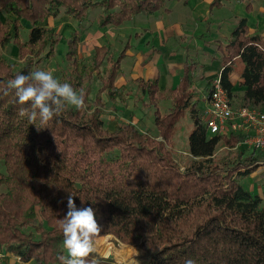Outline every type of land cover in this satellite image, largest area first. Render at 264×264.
<instances>
[{
	"label": "trees",
	"instance_id": "trees-1",
	"mask_svg": "<svg viewBox=\"0 0 264 264\" xmlns=\"http://www.w3.org/2000/svg\"><path fill=\"white\" fill-rule=\"evenodd\" d=\"M176 0H0V249L23 262L60 264L67 256L59 220L67 212V198L77 207H92L103 225L102 236L150 252L139 264H264V188L245 190L239 179L257 170L262 154L242 146L244 137L210 135L190 89L192 66L185 62L180 82L161 90L156 80H135L143 104L152 109V136L129 122L110 131L104 126V94L123 101L114 80L125 48L113 55L110 44L93 46L87 59L78 57L80 34L65 38L69 83L86 94V107L67 106L47 125L31 124L8 81L29 74L49 61L61 41L52 27L40 24L64 14L77 24L93 9L101 11L98 24L115 28L138 14L150 15ZM230 0H211L210 8ZM242 1V0H235ZM251 5L246 4V11ZM29 26L26 39L21 31ZM17 50V63L2 56L5 46ZM221 87L235 107L264 111V42L247 34L241 18L221 47ZM235 59L244 64L240 82L229 79ZM106 71L102 72V66ZM96 78L101 86L89 98ZM241 90L237 94L235 89ZM7 90V91H6ZM211 87L209 88V92ZM139 98V99H140ZM171 99L167 114L158 103ZM187 114L194 127L188 136L189 162L183 168L172 155L177 122ZM219 145L240 149L229 164L213 163ZM248 149V148H247ZM5 260V259H4ZM1 264H8L7 262ZM100 264H113L99 258ZM16 264V263H15Z\"/></svg>",
	"mask_w": 264,
	"mask_h": 264
},
{
	"label": "crops",
	"instance_id": "crops-1",
	"mask_svg": "<svg viewBox=\"0 0 264 264\" xmlns=\"http://www.w3.org/2000/svg\"><path fill=\"white\" fill-rule=\"evenodd\" d=\"M250 1L251 0L248 2L249 4L252 2ZM210 2L211 0L171 1L166 3L164 8L157 12L150 15L141 14L134 16L135 18L132 17L129 21L124 22L122 26L117 28L112 26L113 28H110L114 31V34L112 33L113 35L111 37H107L108 39L105 40L107 44L113 45L112 49L115 53L123 50V48L126 49L124 52L125 56L120 63V71L114 80L116 87L123 89V97L126 98L127 96L124 95L127 93L130 94L128 97L134 98L132 94L137 95V101L141 100L142 105H144L143 102H145V97L140 98V93L134 82L139 78L144 81L156 80L159 89L165 91L176 87L183 74L185 62L192 66L190 72L191 85L194 84L196 87H201L202 84L205 83L210 86L212 82L218 78L220 72L215 75V70L220 67L221 71L223 67V53L221 47L227 44L232 29L229 30L228 27L222 29L221 25H217V28H212L210 32L207 31L208 33L206 36H208L209 41H204L205 38L202 33L199 34V38L194 34L197 32L195 27L197 23H199L194 20L199 14L197 12H200L199 9H204L205 11L210 5ZM225 4L226 3H221L220 7L214 8H222L226 6ZM253 5L255 6V4ZM253 5H251V13L254 9ZM212 9L213 8H210V6L208 7L209 13ZM93 10L91 11L93 14L92 16H96L97 18L101 11L99 9ZM161 11L162 13H160ZM192 11L197 12L194 13ZM258 11L260 15H257V12L251 14L252 20L248 16H242L241 18L246 20L247 34L251 36L257 35L264 42V18L261 17L264 15V8L260 7ZM241 18L229 19L233 28L238 24ZM202 23H206V30H208V26H211L207 21ZM198 27H196V29ZM206 30L201 29L203 32ZM100 36H102V33L95 31L92 36L86 34V37L83 39L87 41L83 42H86L89 48L87 51H83V54L80 55L81 57L84 58L88 56L92 49L91 44L88 42L89 40L93 42V46H101L106 43L100 39ZM115 43H117V48L115 47ZM238 60L239 59H235L231 73ZM239 82L240 81H238L237 84ZM232 84L234 83L232 82ZM191 85L190 89L192 91L193 87ZM238 94H241V90L238 91ZM195 99L196 97L194 95V100ZM206 99L207 96L204 98L203 103H200V101L196 99L198 110L201 111L202 107L205 105ZM131 101L130 104H133L131 106L133 109L134 99ZM127 104H129V99ZM170 106L171 99L169 98L160 101L157 108L161 114H167ZM161 108L164 109V111H161ZM143 109H148L149 112H152L153 118L154 111H152V109H149L145 105ZM135 113H140V111L137 110ZM153 128L156 129L154 126ZM12 256L13 255H6L4 261L8 264H18Z\"/></svg>",
	"mask_w": 264,
	"mask_h": 264
},
{
	"label": "rangeland",
	"instance_id": "rangeland-1",
	"mask_svg": "<svg viewBox=\"0 0 264 264\" xmlns=\"http://www.w3.org/2000/svg\"><path fill=\"white\" fill-rule=\"evenodd\" d=\"M251 1H250L251 2L250 5L255 4V6L253 5L254 9L252 13L255 14V12H257V15H260V13H258L259 12L258 10L260 7L264 8V1L255 0V3H254V0H251ZM248 2L249 0H242L240 2H236L235 0L226 1V2H223V3H226L225 4L226 6L222 8H213L210 13L208 10V7H209L208 6L207 9L205 10L206 14H205L204 9H199L200 12H197V11L196 12L199 13L200 15L198 14L194 20L199 22L197 23L196 27H198L201 24L202 25L198 27L197 29L195 27V30L197 31L196 33H194L195 36L199 38L200 37L199 34L202 33L204 34V38L206 39V40L204 39V41H209V38L206 35L208 32L212 30V28H217V25H221L222 29L226 27H228L229 30L233 29V26L231 25V22L229 20L230 18L239 19L242 16H248L251 19L252 13L250 11L245 10L246 4ZM192 12L196 13L195 11H192ZM160 13H162V11ZM92 15L93 14L90 12L87 16V20L79 22L78 24L74 20H72L70 17L64 15L63 13L60 14L56 18L48 17L44 22H42V24L40 25L45 26V27H48V26L52 27L55 33L57 35H60L62 39L55 48L54 56L49 58V61H42L40 64L36 65L34 70H37V69L52 70L53 75L58 80H60V82H62L64 72L68 71L67 69L68 66H67V63L65 60V54H64L66 51V45H65L64 39L69 37L75 31H77L80 34L81 43H86L83 41H87V40L83 38L86 37V34H89L92 36L94 31L101 32L102 36H100V39L106 42L105 40L108 39L107 37L108 36L111 37L114 34V31L110 29L113 27L110 25H107V27H104V28L100 27L98 24V17L96 18V16H92ZM138 15H141V14H138ZM261 17L264 18V15H262ZM7 18L11 19L7 16L5 12H0V19L2 21ZM204 21H207L209 24H211V26H208V30H206L207 29L206 23H202ZM22 25L24 26V28L21 31V35L23 39H26L27 33L29 31V26H27V24L24 21H22ZM201 29L206 30L205 31L206 33L201 31ZM88 42L91 44L92 49H93V42L90 40ZM106 44L107 42L103 45H106ZM112 46H111V51L113 55H116L117 53L113 51ZM115 47L117 48V43H115ZM92 49L90 50L89 55L84 58L80 56L83 54V51L81 49L80 50L77 49L78 57L87 59L91 55L90 53ZM2 56H4L6 59H8L11 62L17 63V65H19L20 63V61H18V58H17L18 57L17 50L13 45L5 46L4 49H2ZM243 67H244V64L241 63L240 60L236 61L235 66L233 68L234 70L230 74V79L235 85H237V82L240 81V73L242 72ZM101 68H102L101 70L102 72H105L107 69L105 65H103ZM219 72H220V67L215 70V75L219 74ZM94 83H95L94 88L91 94L89 95V98L92 101L95 100L94 98L95 93L97 92L98 88L101 86L98 78H96ZM191 86L193 87L192 94L195 95L196 99L200 101V103H203L204 98H206V96L208 97L210 86L205 83L202 84L201 86L202 88L200 86L196 87L194 84ZM238 91L239 89L236 88L234 92L238 94ZM128 95L130 94L127 93L124 96L128 97ZM132 95L134 96V98L124 97L123 101L118 100L115 103L109 101L108 98H106L104 94L100 95V98H102L104 102V109H103L102 117H103L105 128L111 131L114 128V125L116 123L126 121V122L134 124L136 127H138L139 130L143 132H147L152 136L157 135L156 129H154L151 124L152 119H153L152 112H149L148 109L144 110L143 109L144 105H142L141 100L137 101V98H138L137 95H134V94ZM128 99H129V104H127ZM133 99H134V102H133L134 108L132 109L131 106L133 104H130V103L132 102L131 100ZM137 110H139L140 113H135V111L137 112ZM161 111H164V109L161 108ZM176 126H177V129L175 130L173 137H172L173 148L171 152L179 166V169L183 171V168L186 166V164L190 160L189 155L187 154V150H188V140L187 139H188L189 134L193 130L194 125L190 117L187 114H185V116L177 122ZM239 147L242 148L243 146H239ZM239 150L240 149L226 148L223 145H219L215 150L213 163L215 164L225 163V164L230 165V163L234 162L235 159L237 158V155H238L237 153L241 152ZM249 153H250V148L248 149L246 148L244 152V156ZM263 163H264V155L262 154L259 162L256 163L258 165L257 170H255L254 172H252L250 175L246 176L245 178L239 179V182L243 185L245 190L247 189L251 192L261 194V191L264 188V164ZM0 171H3L2 166H0ZM103 237L105 236H102L99 238H103ZM99 238L97 240H99ZM105 244L106 245L103 246L101 249L102 252H99L98 259L106 258L110 255L112 257L110 260L112 261L113 264H139L140 262L144 261L150 254V252H147L145 250L143 251L141 249H138L135 246L124 245L118 242L116 238H113L111 236L106 239ZM27 264H34V263L29 262Z\"/></svg>",
	"mask_w": 264,
	"mask_h": 264
},
{
	"label": "clouds",
	"instance_id": "clouds-1",
	"mask_svg": "<svg viewBox=\"0 0 264 264\" xmlns=\"http://www.w3.org/2000/svg\"><path fill=\"white\" fill-rule=\"evenodd\" d=\"M8 90H15L21 105L22 115H27L31 124L38 121L47 125L59 116L67 106L77 110L86 107L85 92L74 89L69 83H61L52 70L37 69L27 75L17 74L8 81ZM7 91V90H6ZM63 235V246L67 256L58 257L60 264H100L97 239L103 230L98 221L96 210L92 207H77L73 196L67 198V212L59 220ZM18 264H24L23 258L15 257ZM184 264H196L192 258H186Z\"/></svg>",
	"mask_w": 264,
	"mask_h": 264
},
{
	"label": "built area",
	"instance_id": "built-area-1",
	"mask_svg": "<svg viewBox=\"0 0 264 264\" xmlns=\"http://www.w3.org/2000/svg\"><path fill=\"white\" fill-rule=\"evenodd\" d=\"M88 48L86 43L80 42L77 49L85 52ZM210 87L205 105L201 109L203 125L208 134H239L244 137L242 146L264 153V111L231 105L218 78ZM12 257L16 261V256ZM5 258L6 254L0 249V264Z\"/></svg>",
	"mask_w": 264,
	"mask_h": 264
},
{
	"label": "bare ground",
	"instance_id": "bare-ground-1",
	"mask_svg": "<svg viewBox=\"0 0 264 264\" xmlns=\"http://www.w3.org/2000/svg\"><path fill=\"white\" fill-rule=\"evenodd\" d=\"M108 237H110L109 235H107V236H105V237H103V238H99V240H97V250H98V253L99 252H102L101 251V249H102V247L103 246H105L106 244H105V242H106V239L108 238ZM106 251V250H105ZM106 254V253H105Z\"/></svg>",
	"mask_w": 264,
	"mask_h": 264
},
{
	"label": "water",
	"instance_id": "water-1",
	"mask_svg": "<svg viewBox=\"0 0 264 264\" xmlns=\"http://www.w3.org/2000/svg\"><path fill=\"white\" fill-rule=\"evenodd\" d=\"M106 258L110 260L112 257L109 255V256H108V257H106Z\"/></svg>",
	"mask_w": 264,
	"mask_h": 264
}]
</instances>
